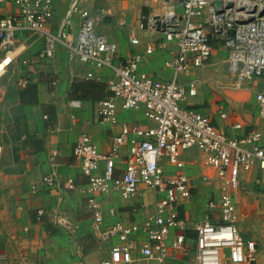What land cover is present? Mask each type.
I'll return each mask as SVG.
<instances>
[{
    "label": "built area",
    "instance_id": "built-area-1",
    "mask_svg": "<svg viewBox=\"0 0 264 264\" xmlns=\"http://www.w3.org/2000/svg\"><path fill=\"white\" fill-rule=\"evenodd\" d=\"M8 4L0 0V7ZM12 4L16 12L0 14V79L14 59L16 35L21 31L43 39L39 59L52 60L61 49L68 67L104 70L115 78L106 83L111 97L95 103L99 123L118 126L107 151L102 152L85 132L71 151L85 183L78 186L74 180H63L58 153L53 152L47 158L50 171L31 187L32 192L40 187L82 197L97 242L109 251L110 257L98 264H257L256 242L243 237L237 226L234 194L254 172L264 191V135L254 129L228 137L187 103L198 96L191 74L209 65L215 46L226 51L234 90L264 76V0H165L162 15L148 18L145 26L130 27L132 48L140 45L137 32L144 30L159 32L163 41L173 44L175 50L165 64L171 77L162 80L142 70L144 54L131 53L121 61L117 45L97 32L106 10L88 12L74 3L51 32L46 26L52 0ZM74 16L79 18L76 31L70 25ZM155 49L149 46L146 55ZM85 80H93L92 74ZM26 83L22 80L18 85ZM70 105L78 110L82 102L72 100ZM117 107L140 114L148 124H120ZM254 108L264 121V87L254 93ZM220 117L226 118L224 113ZM232 127L242 131L240 124ZM191 153L203 161L199 182L212 188L194 225L186 215L195 189L188 173L194 162ZM114 198L137 206L126 211L111 203Z\"/></svg>",
    "mask_w": 264,
    "mask_h": 264
},
{
    "label": "crops",
    "instance_id": "crops-1",
    "mask_svg": "<svg viewBox=\"0 0 264 264\" xmlns=\"http://www.w3.org/2000/svg\"><path fill=\"white\" fill-rule=\"evenodd\" d=\"M0 7V14L16 12L12 2ZM165 0H52V15L46 29L55 31L62 24L65 15L74 3L88 12L102 8L107 17L98 24V33L107 36L117 45L119 59L126 60L131 53L145 55L142 70L157 79L171 77L166 68L175 50L173 44L163 41L159 32L138 31L140 45L132 48L128 42L127 31L130 27L145 26L148 18L162 15ZM177 11L180 7L177 6ZM79 18L71 20L73 31L78 28ZM121 24H123L121 26ZM16 56L5 75H10L3 89H10L16 84V109L19 112L16 120L23 124L16 129V141L0 144V264H23L22 253L29 254V264H98L108 259L107 247L99 244L92 228V221L83 209V199L75 192L45 191L40 187L35 192L31 187L37 185L41 178L50 171L47 161L50 153L57 152L56 163L63 180H74L80 186L85 179L80 175L77 162L71 151L80 133H87L102 152H106L110 139L117 133L118 126L111 127L99 123L95 113V103L82 102L78 110H73L69 98L71 83L74 80H85L89 73L97 83L106 84L114 80L108 71L96 72L85 66L70 68L67 66L65 54L58 49L52 60H41L38 54L43 49V39L29 31H21L16 35ZM156 49L146 55L149 46ZM223 49L215 46L214 52ZM224 50V49H223ZM225 58H226V51ZM208 65V66H209ZM197 71V70H195ZM191 74V79L195 80ZM4 75V76H5ZM230 76V75H229ZM26 81L19 86L18 82ZM198 80V78H197ZM56 82L53 86L52 82ZM252 83H246L247 86ZM30 85L31 89L26 90ZM245 85V84H244ZM244 87V86H243ZM264 87V80L256 81L254 93ZM6 91V90H5ZM10 91V90H9ZM29 93L25 103L20 102L19 94ZM241 91V90H239ZM32 92V93H31ZM197 92L199 93L198 83ZM187 103L196 109L195 104ZM237 113L229 111L225 105L217 106L213 116L208 109L200 110L209 117L216 130L234 138L257 129L264 135V121L256 116L254 94L250 107L244 104L237 106ZM220 113L226 118L222 119ZM119 123H148L138 113H126L117 107ZM233 124H240L242 131L233 129ZM111 203L118 208L132 211L131 206L118 198ZM43 211L38 216V211ZM26 264V263H25Z\"/></svg>",
    "mask_w": 264,
    "mask_h": 264
},
{
    "label": "rangeland",
    "instance_id": "rangeland-1",
    "mask_svg": "<svg viewBox=\"0 0 264 264\" xmlns=\"http://www.w3.org/2000/svg\"><path fill=\"white\" fill-rule=\"evenodd\" d=\"M17 54V53H16ZM14 54L13 56H16ZM198 83L199 93L196 98L191 99L190 104L197 105L200 110L208 109L210 115L213 116L217 106L225 105V107L237 113L238 105L244 104L249 108L252 102L253 94L256 89V81L264 80V76L256 80L249 86L244 85L241 91L234 90L233 77L229 76L225 64V52L223 49L214 52V58L209 66L202 67L193 73ZM10 75H5L0 79V86L4 87ZM198 78V80H197ZM17 84V83H16ZM14 84L11 88L3 89L4 95L0 93V144H8L16 141L15 130L22 129L23 124L16 120L19 112L16 107L17 86ZM207 112V111H206ZM22 126V127H21ZM194 162L193 167L188 170L190 178L194 182V198L187 206L186 215L189 223L194 225L201 219L211 186L199 182L198 176L204 172L202 159L195 153H191ZM256 173L246 176L238 186L234 194L238 219L237 226L241 234L245 238L252 239L258 246V262L264 264V191L259 188L255 180ZM29 254L22 253L23 264H29ZM41 259L39 264H43ZM36 264V263H35Z\"/></svg>",
    "mask_w": 264,
    "mask_h": 264
},
{
    "label": "trees",
    "instance_id": "trees-1",
    "mask_svg": "<svg viewBox=\"0 0 264 264\" xmlns=\"http://www.w3.org/2000/svg\"><path fill=\"white\" fill-rule=\"evenodd\" d=\"M30 85L26 86V92L30 90ZM22 92L19 94L20 102L25 103L29 93ZM32 93V92H31ZM68 96L72 100H78L80 102L91 101L100 102L111 97V93L107 89V85L103 83H97L95 81L74 80L71 83Z\"/></svg>",
    "mask_w": 264,
    "mask_h": 264
},
{
    "label": "bare ground",
    "instance_id": "bare-ground-1",
    "mask_svg": "<svg viewBox=\"0 0 264 264\" xmlns=\"http://www.w3.org/2000/svg\"><path fill=\"white\" fill-rule=\"evenodd\" d=\"M5 64H6V63H5ZM5 64H4V65H5Z\"/></svg>",
    "mask_w": 264,
    "mask_h": 264
},
{
    "label": "water",
    "instance_id": "water-1",
    "mask_svg": "<svg viewBox=\"0 0 264 264\" xmlns=\"http://www.w3.org/2000/svg\"><path fill=\"white\" fill-rule=\"evenodd\" d=\"M163 28V27H162Z\"/></svg>",
    "mask_w": 264,
    "mask_h": 264
}]
</instances>
